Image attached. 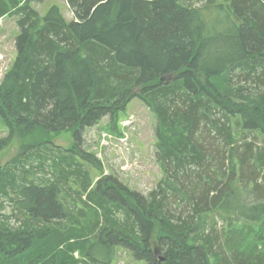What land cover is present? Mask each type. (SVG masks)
I'll return each instance as SVG.
<instances>
[{"label": "trees", "instance_id": "trees-1", "mask_svg": "<svg viewBox=\"0 0 264 264\" xmlns=\"http://www.w3.org/2000/svg\"><path fill=\"white\" fill-rule=\"evenodd\" d=\"M41 1L0 0L19 28L0 151L23 140L0 169V205H13L0 264H113L117 247L146 264H264V0H66L71 21ZM134 98L157 121L148 195L94 181L84 163L101 161L81 145Z\"/></svg>", "mask_w": 264, "mask_h": 264}, {"label": "rangeland", "instance_id": "rangeland-1", "mask_svg": "<svg viewBox=\"0 0 264 264\" xmlns=\"http://www.w3.org/2000/svg\"><path fill=\"white\" fill-rule=\"evenodd\" d=\"M53 4L60 7L68 21L74 19V13L66 0H42L33 2L32 6L39 13L45 15ZM18 32L15 16L8 15L0 18V84L16 58L15 38ZM156 125L157 121L153 110L142 99L134 98L116 119L111 120L109 116H105L98 124L87 127L81 136L82 148L101 161L100 169L93 167L90 163H84L91 172L94 181L100 177L113 176L130 189L148 195L162 177L156 160ZM248 134L250 138L256 136L254 133ZM7 135V126L0 116V137ZM54 136L53 142L61 149L73 146L74 137L71 131H64ZM256 139L259 140L260 145V138L256 137ZM22 143L23 140L15 136L0 151V169H3L19 153ZM39 172L40 177L51 174L47 169ZM3 202V205H0V216L10 217L13 213V205L7 199ZM10 221L15 225L20 223L14 216L10 218ZM207 221V231L211 230L214 221L219 230L224 223L219 215L209 216ZM73 255L75 258L80 257L78 251ZM113 264L146 263L136 260L129 250L117 247Z\"/></svg>", "mask_w": 264, "mask_h": 264}, {"label": "water", "instance_id": "water-1", "mask_svg": "<svg viewBox=\"0 0 264 264\" xmlns=\"http://www.w3.org/2000/svg\"><path fill=\"white\" fill-rule=\"evenodd\" d=\"M156 255L159 257L160 260H163L164 258L158 254V250L155 248Z\"/></svg>", "mask_w": 264, "mask_h": 264}]
</instances>
